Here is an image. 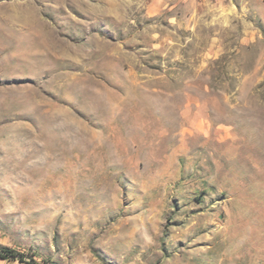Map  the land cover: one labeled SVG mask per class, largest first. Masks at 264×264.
I'll return each mask as SVG.
<instances>
[{"label": "rangeland", "instance_id": "rangeland-1", "mask_svg": "<svg viewBox=\"0 0 264 264\" xmlns=\"http://www.w3.org/2000/svg\"><path fill=\"white\" fill-rule=\"evenodd\" d=\"M2 249L264 264V0H0Z\"/></svg>", "mask_w": 264, "mask_h": 264}, {"label": "trees", "instance_id": "trees-1", "mask_svg": "<svg viewBox=\"0 0 264 264\" xmlns=\"http://www.w3.org/2000/svg\"><path fill=\"white\" fill-rule=\"evenodd\" d=\"M20 260L22 263L31 264L25 261L24 255L21 253L15 252L10 249H2L0 251V260L8 261V260Z\"/></svg>", "mask_w": 264, "mask_h": 264}]
</instances>
